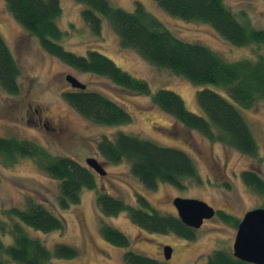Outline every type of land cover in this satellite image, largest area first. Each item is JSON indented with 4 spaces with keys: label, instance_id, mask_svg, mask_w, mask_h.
<instances>
[{
    "label": "rangeland",
    "instance_id": "obj_1",
    "mask_svg": "<svg viewBox=\"0 0 264 264\" xmlns=\"http://www.w3.org/2000/svg\"><path fill=\"white\" fill-rule=\"evenodd\" d=\"M60 1L62 13L58 24L67 33L62 42L64 47L80 55H86L91 49L105 54L123 70L146 81L149 93L131 91L106 76L83 72L65 64L46 52L38 38L27 31L7 9L5 0H0V33L21 70L18 93L13 94L0 86V137L32 141L43 151L68 156L87 166V159L95 158L107 171L105 175L95 173L98 182L96 189H84L79 203L61 209L58 206L59 181L47 174L37 159L18 156L15 162H9L0 154V218L12 223L16 218L11 219L8 212L25 208L29 200L44 203L62 216L65 219L63 230L43 232L25 227L28 233L42 238L50 248L58 243H67L79 249L77 258L55 259L58 264H127L124 260L126 249L112 244L103 236L102 227L105 224L128 235L131 249L160 259L164 264H208V258L215 250L234 252L238 229L236 221H241L251 209L264 208V195H257L242 179L244 170L256 167L264 176V101L244 108L222 86L195 84L167 68L157 67L135 49L121 46L120 38L107 18H102L101 32L96 34L82 17L83 4L75 0ZM110 2L129 11H134L137 2H140L175 36L204 44L228 61L264 57V45H234L211 24L172 15L156 0ZM225 4L241 22L264 29V0H225ZM67 74L85 83L86 90L103 93L116 101L130 113L131 121L106 125L84 117L63 97L65 91L73 89L66 80ZM205 87L222 94L240 109L256 137L258 157L245 155L221 142H211L152 103V96L158 90L170 89L182 96L190 111L202 113L196 93ZM40 110L43 111L41 119ZM46 115L55 120L68 121L61 136L49 132L48 126L54 124L47 121ZM119 131L186 151L195 162L202 181L189 178L182 188L164 182L152 190L145 188L131 174L129 162H108L97 149V143L103 136L115 137ZM100 192L121 197L134 206H140L137 195L142 194L161 214L178 217V210L172 203L174 198L203 200L232 217L231 220H224L218 214L207 220L189 239L174 232H151L135 225L127 211L115 216L104 215L96 204ZM0 237L7 245L14 239L9 232L2 233ZM164 245L173 249L170 259H166L162 253Z\"/></svg>",
    "mask_w": 264,
    "mask_h": 264
},
{
    "label": "trees",
    "instance_id": "obj_2",
    "mask_svg": "<svg viewBox=\"0 0 264 264\" xmlns=\"http://www.w3.org/2000/svg\"><path fill=\"white\" fill-rule=\"evenodd\" d=\"M75 1L85 6L82 17L94 33L101 32L102 18H107L118 34L121 46L135 49L151 64L167 68L195 84L222 86L244 108L264 101V57L228 61L204 44L175 36L140 2H137L134 11H129L114 6L110 0ZM156 1L172 15L211 24L234 45H264V29L241 22L225 0ZM5 2L15 19L38 38L41 47L49 54L77 70L106 76L117 85L137 93H149L146 81L123 70L105 54L91 49L86 55H80L64 47L62 42L67 33L58 24L62 13L60 0ZM20 76L19 64L0 33V86L16 94L20 90ZM72 88L74 90L63 93L64 99L89 120L106 125L131 121L130 113L103 93ZM196 97L202 113L190 111L182 96L170 89L158 90L152 96V103L211 142H221L245 155L258 157L259 146L253 130L232 101L206 87L199 89ZM97 149L108 162H129L131 174L151 190L161 182L182 188L186 179L202 181L195 162L180 148L162 146L155 141L119 131L115 137L103 136L97 143ZM0 154L9 162H15L18 156L37 159L39 166L59 181L58 206L61 209L79 203L84 189H96L98 186L95 171L89 166L68 156L43 151L32 141L0 137ZM242 179L257 195H264V176L258 167L244 170ZM97 195L96 204L106 216L127 211L131 221L147 231L174 232L188 239L196 233V229L186 226L178 216L158 212L142 194L137 195L140 206L131 205L121 197L106 192ZM8 213L11 219L17 220L11 223L0 218V235L9 232L14 237L9 245L0 237V264H58L55 259L79 256V249L70 244L58 243L50 248L42 238L26 231V226L43 232L64 229L65 219L44 203L29 200L25 208L11 209ZM221 217L231 220L232 216L222 213ZM102 234L107 241L126 249L124 260L127 264H164L160 259L131 249V239L114 226L103 225ZM208 264L250 263L235 257L234 252L215 250L208 258Z\"/></svg>",
    "mask_w": 264,
    "mask_h": 264
},
{
    "label": "water",
    "instance_id": "obj_3",
    "mask_svg": "<svg viewBox=\"0 0 264 264\" xmlns=\"http://www.w3.org/2000/svg\"><path fill=\"white\" fill-rule=\"evenodd\" d=\"M66 80L74 88L87 89V85L74 75L68 74ZM87 163L99 174H106L99 160L88 158ZM174 205L179 217L193 228H200L205 219L215 215L214 207L203 200L175 198ZM233 248L235 257L251 264H264V208H254L245 213L238 224ZM172 251L171 246H165L166 259L171 258Z\"/></svg>",
    "mask_w": 264,
    "mask_h": 264
},
{
    "label": "flooded vegetation",
    "instance_id": "obj_4",
    "mask_svg": "<svg viewBox=\"0 0 264 264\" xmlns=\"http://www.w3.org/2000/svg\"><path fill=\"white\" fill-rule=\"evenodd\" d=\"M31 107V106H30ZM38 113H40V119L42 118V116H43V111H38ZM47 116V115H46ZM60 118V117H59ZM47 121H49L50 123H53L54 124V126H52V127H49L48 126V129H50L49 130V132H51V133H53L54 135H56V136H61L63 133H64V125H65V123L67 124L68 123V121H64V120H62V119H57V120H55L53 117H51V116H47ZM46 121V122H47ZM45 122V123H46ZM56 123H57V127H55V125H56ZM45 125V124H44ZM5 159H6V157H5ZM7 160V159H6ZM175 199V198H174ZM174 199H173V201H172V203L174 202ZM211 205V204H210ZM214 207V206H213ZM214 209H215V215L212 217V218H214V217H216L218 214L221 216V214L224 212V211H221V210H217V208L216 207H214ZM223 214H227V215H229L228 213H223ZM212 218H210V219H212ZM210 219H205L204 220V223L207 221V220H210ZM204 223H203V225H204ZM202 225V226H203ZM201 226V227H202ZM190 227V226H189ZM192 228V227H191ZM197 230V229H196ZM164 247H165V245L164 246H162V253H164Z\"/></svg>",
    "mask_w": 264,
    "mask_h": 264
},
{
    "label": "bare ground",
    "instance_id": "obj_5",
    "mask_svg": "<svg viewBox=\"0 0 264 264\" xmlns=\"http://www.w3.org/2000/svg\"><path fill=\"white\" fill-rule=\"evenodd\" d=\"M88 164V163H87ZM89 166V165H88ZM90 167V166H89ZM91 169H93L92 167H90ZM94 170V169H93ZM95 171V170H94ZM95 173H96V171H95ZM98 173V172H97ZM106 173H107V171H106ZM204 223V222H203ZM203 225V224H202ZM193 228V227H192ZM193 229H197L198 230V228H193Z\"/></svg>",
    "mask_w": 264,
    "mask_h": 264
}]
</instances>
